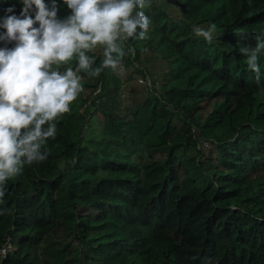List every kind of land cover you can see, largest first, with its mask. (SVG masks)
<instances>
[{
	"label": "trees",
	"instance_id": "1",
	"mask_svg": "<svg viewBox=\"0 0 264 264\" xmlns=\"http://www.w3.org/2000/svg\"><path fill=\"white\" fill-rule=\"evenodd\" d=\"M149 3L141 9L148 38L126 41L122 60L146 78L147 94L108 111L100 102L117 81L123 92L118 73L82 81L85 91L42 148L47 160L7 182L0 248H14L0 264H264V175L240 173L264 174V50L259 82L240 52L264 39V0ZM57 4L67 18L71 10ZM12 5L19 16L22 0H0V17ZM211 24V43L194 34ZM89 55L100 66L102 53ZM201 137L214 139L225 169L201 159Z\"/></svg>",
	"mask_w": 264,
	"mask_h": 264
},
{
	"label": "clouds",
	"instance_id": "2",
	"mask_svg": "<svg viewBox=\"0 0 264 264\" xmlns=\"http://www.w3.org/2000/svg\"><path fill=\"white\" fill-rule=\"evenodd\" d=\"M63 3L71 10L63 20L58 18L57 0H22L19 16L12 5L0 17V29L5 30L0 33V41L15 42L12 48L0 47V203L9 180L22 175L25 166L47 160L48 152L42 148L50 138L55 139L56 122L71 111V105L85 91L82 81L99 77L105 69L122 72L125 42L148 38L151 21L141 9L150 6L149 0ZM216 27L211 24L207 29L195 27L193 31L211 43ZM97 49H102L103 59L100 66L94 67L96 56L89 53ZM262 50L264 39L260 37L254 48L240 49L247 55V66L257 74L258 82V54ZM128 51L135 53V49ZM73 60L75 68L71 66ZM143 81L145 84L146 78ZM199 139L205 150L211 144L216 149L213 138ZM214 162L220 169L226 168ZM240 173L247 175V180L264 175L261 169L248 167ZM230 177L235 178V174ZM230 203L231 211L248 213L242 205ZM255 217L263 220L262 216ZM3 246L8 247L7 253L14 248L10 241ZM3 246L0 256L7 255L1 252Z\"/></svg>",
	"mask_w": 264,
	"mask_h": 264
},
{
	"label": "rangeland",
	"instance_id": "3",
	"mask_svg": "<svg viewBox=\"0 0 264 264\" xmlns=\"http://www.w3.org/2000/svg\"><path fill=\"white\" fill-rule=\"evenodd\" d=\"M96 51L102 53V49H97ZM152 50H148V54H152ZM123 66V65H122ZM149 67L153 70L155 75H158L159 72L162 71V65L159 64L157 61H153L149 63ZM118 75L120 76L121 86L119 90L122 92L120 95L117 93V86L119 85V82H115L114 87L110 89L105 94V97L101 100L100 104L108 111L113 110L120 106L121 103V97L127 98L128 96L136 97L138 99H141L147 94V89L143 86V78L135 71L133 66L130 67H123V71H116ZM160 85V84H159ZM158 85V86H159ZM157 86V87H158ZM90 90H86V94H88ZM95 93V92H94ZM96 110H93V113ZM203 112V110H202ZM96 115H98V122L103 123L104 115L101 112H95ZM210 148L205 150V157H211L213 161H217V153L214 147H212V144L209 146ZM190 152H195L194 150H190ZM161 153H153V157L157 158L160 157Z\"/></svg>",
	"mask_w": 264,
	"mask_h": 264
},
{
	"label": "built area",
	"instance_id": "4",
	"mask_svg": "<svg viewBox=\"0 0 264 264\" xmlns=\"http://www.w3.org/2000/svg\"><path fill=\"white\" fill-rule=\"evenodd\" d=\"M7 250H8V247L7 246H3V248L1 249L2 254L5 255L7 253Z\"/></svg>",
	"mask_w": 264,
	"mask_h": 264
}]
</instances>
